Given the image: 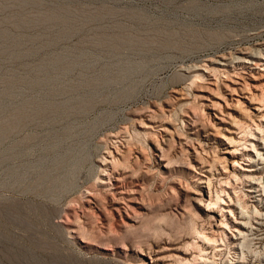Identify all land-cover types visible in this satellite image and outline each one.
Here are the masks:
<instances>
[{"label":"rangeland","instance_id":"rangeland-1","mask_svg":"<svg viewBox=\"0 0 264 264\" xmlns=\"http://www.w3.org/2000/svg\"><path fill=\"white\" fill-rule=\"evenodd\" d=\"M263 258L264 0H0V264Z\"/></svg>","mask_w":264,"mask_h":264},{"label":"bare ground","instance_id":"bare-ground-1","mask_svg":"<svg viewBox=\"0 0 264 264\" xmlns=\"http://www.w3.org/2000/svg\"><path fill=\"white\" fill-rule=\"evenodd\" d=\"M196 78H197V76H196ZM224 191H225V189H223ZM220 198H222L220 195L218 196V199L220 200ZM219 200H217V201H213V199L211 198V201L209 202V204L208 205H210V204H213V203H218L219 202ZM195 230H197L196 228H195ZM200 233H203V231H200ZM205 236V235H204ZM208 240H216V238H212V237H210V236H208V235H206L205 236ZM263 260H264V258H263ZM262 260V261H263ZM188 262V261H187ZM194 264H198V263H194Z\"/></svg>","mask_w":264,"mask_h":264}]
</instances>
